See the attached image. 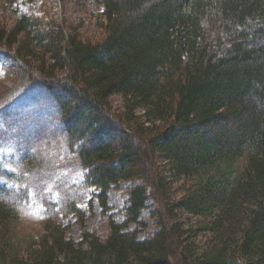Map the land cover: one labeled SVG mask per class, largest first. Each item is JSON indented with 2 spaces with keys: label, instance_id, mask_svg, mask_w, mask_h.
Wrapping results in <instances>:
<instances>
[{
  "label": "trees",
  "instance_id": "16d2710c",
  "mask_svg": "<svg viewBox=\"0 0 264 264\" xmlns=\"http://www.w3.org/2000/svg\"><path fill=\"white\" fill-rule=\"evenodd\" d=\"M66 1L7 0L15 20L0 15V57L20 82L0 99V143L21 172L0 169V264H264V0H98L100 40L82 36ZM78 172L83 183H70ZM167 172L198 184L173 203ZM123 183L116 219L109 194ZM31 191L44 230L28 259L12 223L31 217ZM95 202L106 234L87 229ZM209 207L214 237L197 253L175 212ZM70 215L79 240L63 223Z\"/></svg>",
  "mask_w": 264,
  "mask_h": 264
},
{
  "label": "rangeland",
  "instance_id": "374dc122",
  "mask_svg": "<svg viewBox=\"0 0 264 264\" xmlns=\"http://www.w3.org/2000/svg\"><path fill=\"white\" fill-rule=\"evenodd\" d=\"M6 5L7 0H0V15H6L7 17L10 16V18H12L10 19L11 22L12 20H15V17L11 15V10L9 8L8 10L5 9ZM27 6L28 5L22 3L20 8L25 12L28 10ZM65 11L68 19L72 21L75 26L83 25L80 32L85 39L90 38L100 40L104 36V31L102 30V23L105 21L104 7L98 0H67ZM32 12L38 14V11L36 10ZM19 83L18 73L9 72L6 60L0 57V99L7 94L8 90H15V87L19 85ZM110 101L115 110L119 112L123 110V105L125 103L123 96L119 94L113 95L110 98ZM137 115L140 117V121L145 123V126L150 124L145 121L146 119L143 117L145 115L143 109L139 108L137 110ZM18 161L19 154L15 148L11 145H1L0 143V169H3L15 177H19L21 172H19L17 167ZM161 164H164V162L162 161ZM245 165V157L236 159L232 164V172L235 174L243 172ZM224 168L227 169V165L221 164V169L223 170ZM68 173L69 172L66 171L64 173H60V175L69 178ZM212 173L213 171H210L208 175H211ZM165 176L166 181L168 182L167 194L170 201L173 203L177 202L180 198H183L186 192L191 188L195 189L198 184L194 177H192L191 180L186 181V178L173 177L170 172H167ZM69 182L75 185H81L83 183L82 172L71 175ZM3 183L6 184L7 187L12 186V182H8L6 180H3ZM85 192V197L79 203V206L89 213L88 202L94 196L95 191L92 188H89L87 191L85 190ZM30 196L31 203L29 205V214L31 217L19 218L18 220H14L12 223L15 240L20 246L19 256L21 258L28 259V250H34L37 248L34 246V241L32 240H37L44 230L42 219V212H44V209L36 202L32 191L30 192ZM109 197V202L112 206L111 212L115 215L116 219H123V215L120 214V211L126 205V183H123L118 189H113L110 192ZM53 199L55 202H59L60 195L54 192ZM208 209H210V207L205 208L204 211H199V213L182 209H178L175 212V221L178 222L177 224L180 225L182 230L185 232L184 243L188 246L191 244L197 253H201L211 247V245H209V241L211 237H214V235L212 236L211 231L206 229L208 227L207 222L212 218ZM144 217L148 220L147 222L150 226L149 231H151V229L154 228V225L148 211L144 212ZM105 219L106 217L102 213L100 205L98 202H95L94 211L86 222L87 229L99 231L101 234H106L108 230L105 226ZM63 223L70 225V230L68 231L69 236L76 240L81 238L82 227L73 215L63 218ZM241 224L234 228V233L232 234L233 240L240 238L242 233Z\"/></svg>",
  "mask_w": 264,
  "mask_h": 264
}]
</instances>
